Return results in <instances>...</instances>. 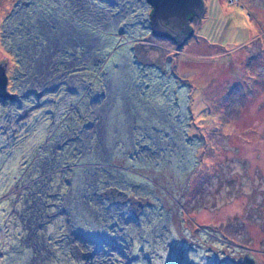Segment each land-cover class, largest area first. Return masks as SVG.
Masks as SVG:
<instances>
[{
  "label": "rangeland",
  "instance_id": "1",
  "mask_svg": "<svg viewBox=\"0 0 264 264\" xmlns=\"http://www.w3.org/2000/svg\"><path fill=\"white\" fill-rule=\"evenodd\" d=\"M202 2L178 44L147 0H0V165L52 186L0 170V264H264V0Z\"/></svg>",
  "mask_w": 264,
  "mask_h": 264
},
{
  "label": "water",
  "instance_id": "2",
  "mask_svg": "<svg viewBox=\"0 0 264 264\" xmlns=\"http://www.w3.org/2000/svg\"><path fill=\"white\" fill-rule=\"evenodd\" d=\"M152 6L149 15L152 32L163 37L181 35L182 32H189L191 28L188 26L189 18L192 15L201 16L203 12L202 0H147ZM183 35V34H182ZM181 44L184 38L175 40ZM7 62H0V101L6 99H14L15 92L8 90V78L6 75Z\"/></svg>",
  "mask_w": 264,
  "mask_h": 264
},
{
  "label": "trees",
  "instance_id": "3",
  "mask_svg": "<svg viewBox=\"0 0 264 264\" xmlns=\"http://www.w3.org/2000/svg\"><path fill=\"white\" fill-rule=\"evenodd\" d=\"M151 10H152V7L149 10V15L151 13ZM149 22H150V19H149ZM150 27H151V25H150ZM182 34L183 35H186L185 32H182ZM36 153H37V155H39V154L42 153V151L41 150H38ZM37 168L38 167L35 166V170ZM21 169L22 170L20 172V175H19V172H18V174L16 175V177H18L17 180L19 182H22V185L25 186L23 189H26V187H28L30 189H35V188L36 189H40L44 185L45 187L43 188V190H45V192H43L42 197H45L46 195H50L51 194L52 186L50 184V178H48V176L47 177L42 176L39 179H32L31 178V173L32 172L30 173V171H31V169L34 171L33 163H29L28 162ZM64 171L67 172V170H64ZM16 177H14V178H16ZM29 178H30V180H29ZM110 190H112V189H110ZM110 190L109 189L107 190V188L104 189L103 192L101 193V195L102 196H106L105 198L108 199L110 197V192H111ZM119 192H121V191H119ZM0 203H2V202H0Z\"/></svg>",
  "mask_w": 264,
  "mask_h": 264
},
{
  "label": "flooded vegetation",
  "instance_id": "4",
  "mask_svg": "<svg viewBox=\"0 0 264 264\" xmlns=\"http://www.w3.org/2000/svg\"><path fill=\"white\" fill-rule=\"evenodd\" d=\"M151 6V5H150ZM152 7V6H151ZM193 16V15H192ZM192 16H190V18H189V22H188V26L187 27H185L186 29H189V27L191 28V26H190V20L192 19ZM191 32H192V30L190 29V31L189 32H186V35H182V33H181V35H177V36H171L172 38H174L175 40H179L180 38H186V37H190L191 36ZM167 38V37H166Z\"/></svg>",
  "mask_w": 264,
  "mask_h": 264
},
{
  "label": "crops",
  "instance_id": "5",
  "mask_svg": "<svg viewBox=\"0 0 264 264\" xmlns=\"http://www.w3.org/2000/svg\"><path fill=\"white\" fill-rule=\"evenodd\" d=\"M127 63H128V61H127ZM128 64H129V63H128ZM108 65H109V64H107V67H108ZM124 67L128 68V67H127V64H126ZM134 72H135V71H134ZM135 73H136V72H135ZM3 169H4V171H2V173L5 174V175H6L7 173H11V175H12V173H14V172H12V171H11V172H7V171H10L11 169H10L9 167H3L2 164H1V165H0V170H3ZM5 170H6V171H5ZM5 172H6V173H5ZM12 177H14V175H12ZM7 187H8V186H7ZM7 187H6L5 189H7Z\"/></svg>",
  "mask_w": 264,
  "mask_h": 264
}]
</instances>
